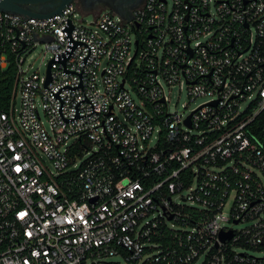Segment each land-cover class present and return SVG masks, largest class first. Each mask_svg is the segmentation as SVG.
<instances>
[{"label":"built area","instance_id":"1","mask_svg":"<svg viewBox=\"0 0 264 264\" xmlns=\"http://www.w3.org/2000/svg\"><path fill=\"white\" fill-rule=\"evenodd\" d=\"M75 2L0 11V68L5 44L22 52L0 111V264H264V0H147L97 30ZM39 44L49 83L23 69ZM175 87L209 100L172 112Z\"/></svg>","mask_w":264,"mask_h":264},{"label":"rangeland","instance_id":"2","mask_svg":"<svg viewBox=\"0 0 264 264\" xmlns=\"http://www.w3.org/2000/svg\"><path fill=\"white\" fill-rule=\"evenodd\" d=\"M75 3L77 7L76 20L83 21L82 24L85 25L86 27L91 28L93 30H97L98 28L91 26V24L93 23L95 19V14L98 13V11L80 7L77 0ZM105 11H111L114 14L115 18L117 19L121 18L120 14L116 13L112 9H106ZM49 60H50V54L46 52L45 46H43V44L37 45L33 50V52L28 56L25 64L23 65L24 72L26 73L25 76L28 77L31 74L38 71L41 74L45 73ZM170 97H171L170 110L172 112L181 113L184 116H187L190 112L196 109L198 105L209 100V98H200L195 102H192L189 99L187 92L186 91L180 92L179 87H175L172 89ZM15 108L17 109V111H19L20 108L19 98L16 100ZM232 200H233V196L230 198V202L225 209L226 215L229 213ZM244 226L245 224H240L235 229H241ZM250 254L257 258L264 257V253H259L255 251L250 252ZM114 260L121 261L119 259H114ZM121 262L124 264L123 261Z\"/></svg>","mask_w":264,"mask_h":264},{"label":"trees","instance_id":"3","mask_svg":"<svg viewBox=\"0 0 264 264\" xmlns=\"http://www.w3.org/2000/svg\"><path fill=\"white\" fill-rule=\"evenodd\" d=\"M4 53L6 55L7 64L4 68H0V111L7 112L11 106L12 97L18 78L19 54L22 52L21 50H18V53L11 52L9 45L5 44ZM144 69L145 64H142L140 68H137L134 62L129 70V76H131V78L137 77V73L144 72ZM190 210L193 209H184V214H190V221L187 222V225L192 226L201 218V214L195 210ZM180 224L183 225L184 223L180 222ZM152 240L153 242L162 246H168L172 244L171 241H173V236H171L165 227H162Z\"/></svg>","mask_w":264,"mask_h":264},{"label":"water","instance_id":"4","mask_svg":"<svg viewBox=\"0 0 264 264\" xmlns=\"http://www.w3.org/2000/svg\"><path fill=\"white\" fill-rule=\"evenodd\" d=\"M76 0H0V11L11 12L25 17L47 19L62 13L63 9ZM35 7H38L36 10ZM122 18V15H120ZM130 19V17H126ZM137 44V43H136ZM53 61L47 65V81H51V66ZM187 124L190 125L189 119ZM222 242L232 239L233 233H222Z\"/></svg>","mask_w":264,"mask_h":264},{"label":"flooded vegetation","instance_id":"5","mask_svg":"<svg viewBox=\"0 0 264 264\" xmlns=\"http://www.w3.org/2000/svg\"><path fill=\"white\" fill-rule=\"evenodd\" d=\"M147 0H77L80 7L95 11L112 9L123 17H129L132 13L144 5ZM36 10L38 7H35Z\"/></svg>","mask_w":264,"mask_h":264}]
</instances>
